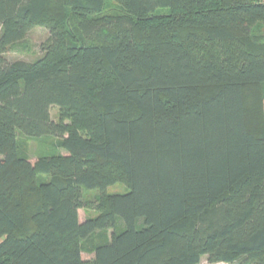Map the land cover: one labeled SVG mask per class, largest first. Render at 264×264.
<instances>
[{"label":"trees","instance_id":"1","mask_svg":"<svg viewBox=\"0 0 264 264\" xmlns=\"http://www.w3.org/2000/svg\"><path fill=\"white\" fill-rule=\"evenodd\" d=\"M204 257L264 264V0H0V264Z\"/></svg>","mask_w":264,"mask_h":264},{"label":"rangeland","instance_id":"2","mask_svg":"<svg viewBox=\"0 0 264 264\" xmlns=\"http://www.w3.org/2000/svg\"><path fill=\"white\" fill-rule=\"evenodd\" d=\"M114 6V5H113ZM48 37V30L43 27L33 28L26 42L21 45H14L10 48L7 53V58L11 61L14 60H25L32 61L40 55V44L45 41ZM52 117L57 120L59 117V109L57 107H52L51 109ZM18 145L20 153L24 156L30 158L33 162L36 158L41 156H50L58 153H65L64 150L59 146V141L52 137H44L39 139L27 138L24 135L18 136ZM128 188L123 184H116L108 188L107 193H126ZM102 195L98 191L85 192V197L87 202H89L83 210H80V220L83 222L87 217H92L97 215V203L100 201ZM112 235V230L106 232L97 233L91 241L86 244L87 248L92 247V245H97L110 240ZM94 254L89 251L83 252V258L85 260L93 259ZM200 264H209L206 257L202 258ZM223 264V263H219Z\"/></svg>","mask_w":264,"mask_h":264}]
</instances>
